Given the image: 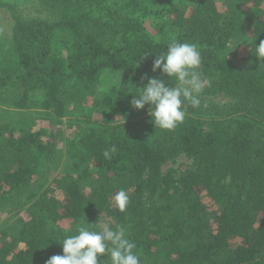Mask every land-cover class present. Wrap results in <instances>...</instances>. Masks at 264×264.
<instances>
[{
  "label": "trees",
  "instance_id": "1",
  "mask_svg": "<svg viewBox=\"0 0 264 264\" xmlns=\"http://www.w3.org/2000/svg\"><path fill=\"white\" fill-rule=\"evenodd\" d=\"M221 1L0 0V264H46L103 216L126 227L142 264H264V0ZM235 37L248 48L239 63ZM173 39L199 46L211 83L168 131L132 100L145 74L175 83L152 71ZM63 140L86 166L57 177ZM180 157L185 169L167 167Z\"/></svg>",
  "mask_w": 264,
  "mask_h": 264
},
{
  "label": "clouds",
  "instance_id": "2",
  "mask_svg": "<svg viewBox=\"0 0 264 264\" xmlns=\"http://www.w3.org/2000/svg\"><path fill=\"white\" fill-rule=\"evenodd\" d=\"M255 55L264 59V40L255 46ZM202 53L196 43L181 42L173 39L165 52L157 55L152 71L160 70L175 83L169 84L164 79L147 77L148 83L140 87L142 91L135 95L132 105L142 109L146 104L155 128L174 130L186 118V105L199 108L202 94L210 86V80L200 71ZM131 92V91H130ZM207 107V104H204ZM117 151L115 145L103 152L105 159H110ZM116 207L124 212L130 197L120 189L113 197ZM63 254L51 256L46 264H142L135 242L130 240L126 227L104 225L101 230H93L83 223L77 224L75 234L66 235L61 240ZM106 259H98L105 256Z\"/></svg>",
  "mask_w": 264,
  "mask_h": 264
},
{
  "label": "rangeland",
  "instance_id": "3",
  "mask_svg": "<svg viewBox=\"0 0 264 264\" xmlns=\"http://www.w3.org/2000/svg\"><path fill=\"white\" fill-rule=\"evenodd\" d=\"M217 3L219 5L220 8L224 9L222 1L221 0H217ZM37 4H31L27 7V9H29V11H33L35 12L37 9ZM248 6H245L244 10L247 11ZM28 11V10H27ZM247 12H245L246 15ZM2 17L0 15V35L3 34L5 31L9 30V28H7V24L6 26L4 25L5 22L3 20H1ZM2 37L4 39H7V34L4 33L2 35ZM248 51V48L241 44V39L239 37H235L229 46V54L230 57L233 58L236 62H241L244 58V56L246 55ZM118 82V76L116 74H112L110 76H105L102 78V85L105 87H111L116 85ZM37 95L38 96H44L43 91L42 90H38L37 91ZM43 122L42 120H39L37 122V126L34 128V130L39 129L40 123ZM74 127L70 126V125H63L62 130L63 133L66 137H70L72 134ZM65 140H63V143L60 142L59 144V153H58V160H59V165L54 173L55 176H60L64 173H79L82 171V169L86 166V161L83 159H79V160H72V158L68 155L67 153V143L64 142ZM190 163V160L187 159L186 157H180L178 159H176L173 162H170L167 167H172L175 169H185L187 167V165ZM57 196L59 198L63 197V192L59 191L57 192ZM109 224V219L106 218V216L102 217V220L100 222V227L102 229V227L104 225H108Z\"/></svg>",
  "mask_w": 264,
  "mask_h": 264
}]
</instances>
